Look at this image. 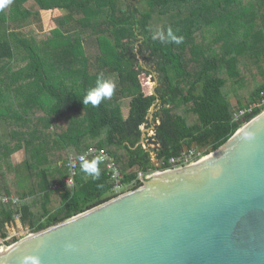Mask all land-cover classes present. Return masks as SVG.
<instances>
[{
    "label": "trees",
    "instance_id": "1",
    "mask_svg": "<svg viewBox=\"0 0 264 264\" xmlns=\"http://www.w3.org/2000/svg\"><path fill=\"white\" fill-rule=\"evenodd\" d=\"M208 1L210 4L205 5L209 6L205 10L210 18H204L197 11L196 15L187 19V23L189 26H216L218 31L224 32L220 33L221 43L215 48L209 47V51L202 46H197L194 51L191 48V54L186 42V38L192 34L189 26L185 27V33L175 35L185 37L177 44L171 37L157 36L153 17L155 11L168 9L184 0H141L138 2L140 9L135 7L133 0L127 5L124 3L125 7L119 5V0H68L61 5L35 0L39 7L38 14L47 16V29L55 26L54 18L60 15L61 10L68 12L65 19H71L73 15H86L94 10L101 11L104 18L92 26L93 32L107 33L112 27L115 34L112 35V42L109 40L103 50L97 51L94 64L100 73L95 76L87 70L88 58L83 48L75 47L74 43L69 47H57L53 54L42 55L32 49L30 44L19 40V46L25 47L28 53L33 75L40 83L33 99L37 104L35 108L43 116L35 120L37 123L31 129L33 134L30 145L27 139L20 141L25 151L22 167L34 175L37 182H33L32 188L23 191L16 189L12 183L0 181V198L18 199L15 204L4 203L0 199L1 239L6 237L5 228L13 223L15 215L33 233L115 197L109 194L111 182L100 162L98 179L86 175L79 167L74 186L66 185L69 176L66 167L69 151L66 146L68 143L74 144V139L76 155L94 146L105 149L113 156L122 174L121 182L124 185L133 183L126 192L141 186L139 174L146 175L168 168L170 165L167 161L178 156L184 149L216 150L237 131L241 124L233 121L234 112L258 101L264 89V27L256 36L248 35L238 42L230 41L237 35L236 32L246 27L251 18L245 16L240 19V15L233 12L237 0ZM12 2L13 6L11 4L8 13H0V69L10 68L15 58L11 25L32 14L26 9L20 10L18 0ZM257 9H260L259 15L264 19V0H254L252 7L248 8L254 14L258 13ZM14 12L19 13V17H14ZM239 13L242 14L240 10ZM231 17L233 25L225 29V25L230 23L224 20ZM140 38L142 59L145 64H151L153 71L158 74V85L155 88L152 87L150 71L140 65L137 54L133 52L134 43ZM94 43L97 44L95 39ZM75 63L81 66L74 68ZM221 68L225 69V75L220 74ZM242 68L250 71L249 80H242ZM45 69L51 74L48 75V81L56 77L61 79L72 76L75 79L73 85L68 88L61 86L60 81L58 85L50 81L47 83ZM80 73L82 80H79ZM105 73L117 76L118 88L99 105L84 104L87 92L95 87L97 78ZM229 79L236 85L240 84L239 88L232 90L234 106L226 92ZM11 84L12 81L0 80V118L7 121V125L12 120L13 123L18 121L17 125L20 126L23 122L26 124L28 112L17 107L15 97L9 101L2 98L11 95ZM125 98H129L126 117L122 114L120 103ZM154 104L152 122L155 124V143L158 146L151 153L150 147L143 146L147 139L142 142L141 136L142 127L152 124L149 111ZM80 112L82 116L79 119L67 117ZM84 137L88 139L86 143L80 140ZM7 147L4 146L5 149ZM58 148L62 150L58 151ZM47 151L56 153V162L43 167L40 161L46 158ZM153 155L156 156L155 161ZM93 159L89 158L88 161ZM160 163L164 165L157 166Z\"/></svg>",
    "mask_w": 264,
    "mask_h": 264
},
{
    "label": "water",
    "instance_id": "2",
    "mask_svg": "<svg viewBox=\"0 0 264 264\" xmlns=\"http://www.w3.org/2000/svg\"><path fill=\"white\" fill-rule=\"evenodd\" d=\"M147 142L154 153L155 135ZM203 151L206 159L139 174L138 188L12 242L0 264H264V112Z\"/></svg>",
    "mask_w": 264,
    "mask_h": 264
},
{
    "label": "rangeland",
    "instance_id": "3",
    "mask_svg": "<svg viewBox=\"0 0 264 264\" xmlns=\"http://www.w3.org/2000/svg\"><path fill=\"white\" fill-rule=\"evenodd\" d=\"M13 0H5L4 6L0 7V13H8V10L10 9L11 4ZM20 3L19 9L21 10H28L32 14L30 16H27L23 20L18 19L15 23L11 25V22L9 23L11 25V33L13 34V47L15 50V58L11 62L10 68H4L0 69V80L2 81H12V84H14L13 81L15 80H23L22 82L30 81L32 79H36L33 75L32 67H30V61L27 57V51L24 48H21L19 46L20 41L25 42L27 44H30L32 46V49H35V51L39 54L44 55V53L53 54L57 47H69L72 45V43L75 44V47L83 48V53L88 58V72L95 76V74L100 73L99 70L96 71L95 67V61L97 59L98 50L104 49V45L109 43V40L111 41L112 35L115 34L114 29L112 27L109 28V32L107 33H94L92 26L95 23L101 22L103 20L104 15L101 11H90L87 12L86 15L80 14V15H73L71 19H65V16L67 15V11L61 10L60 15H58L56 18H54L55 28L47 29L45 21L47 19L46 15L38 14L39 7L36 4L35 0H18ZM131 0H119V5L125 7V5L128 4ZM136 8H141L139 6L138 2L140 3L141 0H133ZM254 0H237L236 6L234 7V13L236 15H240L239 18L243 19L245 16L248 18H251L250 22L246 25L244 29H240L238 32H236L237 35H234L230 41L233 40V42H238L239 40H243L248 35L256 36V33H261L260 30L262 27H264V19L260 17L259 11L260 9H257L256 14L252 13V10H248V8H251L253 5ZM57 3L58 5L66 4L68 0H44V3L54 4ZM125 3V5H124ZM242 3L244 4L243 7H241ZM208 0H184L183 3L174 4L172 7L166 9L161 8L160 10H157L153 13V17L155 19V32L157 36L165 38L170 37L169 30L171 31V36H175L178 33H185V27L189 26L187 23V19L192 17V15H196L197 11H200L202 13V16L204 18L209 19L210 14L205 10L206 6L209 5ZM13 6V4H12ZM241 11L242 14H238V11ZM14 17H19V13L14 12ZM247 14V15H245ZM179 15V16H178ZM259 16V17H258ZM172 17V18H169ZM169 18V19H167ZM227 21V24L225 25V29H229L233 25L232 17L229 18ZM102 28H105V26H102ZM189 32L192 33L190 37L186 38V42L189 45V52L192 54L191 51L196 50L197 46H202L208 51L210 50L209 47H217V45H220L221 43V36L220 30L218 31L216 26L214 25H204L201 24L199 26H189ZM14 30V31H13ZM227 31V30H225ZM264 32V28L262 30ZM183 37V35H182ZM185 37H183L184 39ZM94 39L97 44L94 43ZM248 40V39H246ZM141 41L142 38L138 40V42L134 43V50L137 54V57L139 59L140 65L145 67L147 70L150 71L151 75V82L152 87L155 88L158 85V74L153 71V66L151 64H145L142 55H140L142 51L141 47ZM112 42V41H111ZM192 48V49H191ZM191 49V51H190ZM9 66V64H8ZM7 66V67H8ZM78 66H81V64H78ZM76 66V67H78ZM3 67V66H2ZM81 69V68H80ZM46 74V82L48 83L52 79H49L48 81V70L45 69ZM82 73H80L79 80H82ZM96 74V75H97ZM221 75H225V69L221 68L220 70ZM240 76L242 77V80L246 81L251 78V73L246 68H242L240 70ZM103 79L110 81L114 84V89L118 88V79L115 74L105 73L102 76ZM58 78H55V81ZM60 80V79H58ZM59 82V81H58ZM55 84L54 82H52ZM56 87L55 85H53ZM240 84L237 85L233 83V80L229 79L226 85V92L228 93V98L232 105H235V98L233 95L232 90L235 88H239ZM24 88V87H23ZM57 88V87H56ZM243 93V92H241ZM129 98L122 99L120 101L121 108H125L128 106ZM122 108V110H123ZM155 111V108H154ZM151 125H153L152 118L150 119ZM151 125L148 127H142V129L145 131V129H148L146 131V137L145 139L152 138L154 135V131L152 132ZM155 125V124H154ZM145 144L144 147H149V144L147 141H144ZM158 146V144L155 143L154 149ZM151 147V146H150ZM154 157V155H153ZM155 161V160H154ZM0 169L3 171L5 170L4 166H0ZM6 172V171H5ZM21 223V222H20ZM22 225V224H21ZM23 228H26V231L22 232H15V234L11 235L6 234L5 240L9 241L10 243L15 242L19 240L20 238L24 237L25 235H28L30 232L29 228L22 225Z\"/></svg>",
    "mask_w": 264,
    "mask_h": 264
},
{
    "label": "crops",
    "instance_id": "4",
    "mask_svg": "<svg viewBox=\"0 0 264 264\" xmlns=\"http://www.w3.org/2000/svg\"><path fill=\"white\" fill-rule=\"evenodd\" d=\"M83 51V50H82ZM50 53V52H49ZM49 53H44V55H47ZM85 55V54H84ZM49 63V62H48ZM80 63H75L73 67L75 68ZM79 67V66H78ZM48 75H51L48 71ZM74 77H63L60 80H56L52 78L51 82H54L56 85H58V81H60V85L65 87H71L73 85L72 81H74ZM23 80H15L13 81L14 84L12 85V93L11 95L8 94L6 96H2V98H5V100L9 101L14 99L17 102V107L22 108L28 112V120L26 121V124L23 122L22 125H17L18 121L15 123L10 121V124L7 125V121L0 118V166H4L5 170L3 171L0 169V181H6L8 183H12V185L15 186L18 190H27L28 188H32L33 182H37V178L34 177V175H30V173L26 172L24 167H22V163L25 159V151L20 142L21 140L24 141V139L28 141V144L31 143V136L32 131L31 129L34 128L35 120L40 119L39 117L43 116L41 112H39V109H36V102L33 99V97L36 96V92L40 88V83L37 79H32L30 81L22 82ZM18 87V89L14 88ZM22 87V90H20ZM24 87V88H23ZM19 90L21 91V94L19 93ZM2 95V94H1ZM0 95V100H1ZM27 99V103L25 104V101ZM125 100V99H124ZM39 107V106H38ZM123 108V107H122ZM11 114V112H9ZM122 114L124 117L128 115V106L123 108ZM82 116V112L78 114H70L67 117H70V119H79ZM54 122L52 123V126L54 127ZM67 125V122H66ZM9 126V127H8ZM51 129V128H50ZM16 133V136H15ZM13 137V138H12ZM82 143H86L88 139H80ZM74 144L68 143L66 148H68L69 153L67 154L68 157L76 155L75 151L76 149V140H73ZM8 145V147L5 149L4 146ZM150 147V145H149ZM8 150V151H7ZM58 151H61L62 148H58ZM10 153V155H9ZM46 158L42 159L40 162L43 167H48L52 164H54L55 161V155L56 153H53L52 151H47ZM6 171V172H5ZM1 192V190H0ZM5 235L9 234H15V232H22L26 231V228H23V226L20 223V220H14L13 223L6 226L5 228ZM7 236V235H6ZM1 239V238H0Z\"/></svg>",
    "mask_w": 264,
    "mask_h": 264
},
{
    "label": "built area",
    "instance_id": "5",
    "mask_svg": "<svg viewBox=\"0 0 264 264\" xmlns=\"http://www.w3.org/2000/svg\"><path fill=\"white\" fill-rule=\"evenodd\" d=\"M262 112H264V89L260 92L258 101H255L249 104L248 106L236 110L234 112L233 121L241 124L240 125L241 127L246 121L250 120L251 118L257 116L259 113ZM81 157H84V159L86 160H88L89 158L100 157V163L104 165L108 180L111 182V189L109 194L115 195V197L121 195L125 193L124 191L133 184L130 183L128 185H124L121 182L122 174L119 170L116 161L114 160L113 156L110 153H108L105 149L90 146L83 153L69 157L66 163V167L69 172V176L66 180L67 186L73 187L75 184V177L77 174V170L82 163L80 159ZM204 157H206V154L203 151V149L201 150H196L194 148L189 150L184 149L178 156L172 157L167 161V163L170 165L168 168L164 170H156L151 173L172 170L178 167L191 165L198 162L199 159H203ZM159 165H164V163L157 164V166ZM151 173L143 175V177H148ZM139 179H140V175H139ZM0 199L4 203L11 202L15 204L18 202V199L14 197H1ZM14 220H19V216L15 215ZM10 244L11 243L5 240V238L0 239V250L2 248L9 246Z\"/></svg>",
    "mask_w": 264,
    "mask_h": 264
},
{
    "label": "clouds",
    "instance_id": "6",
    "mask_svg": "<svg viewBox=\"0 0 264 264\" xmlns=\"http://www.w3.org/2000/svg\"><path fill=\"white\" fill-rule=\"evenodd\" d=\"M5 0H0V7L4 6ZM169 35L175 43L179 44L182 42L183 37H175L171 36V31L169 30ZM114 84L110 81L103 79L102 77H98L96 81V85L94 88L90 89L84 97L83 103L88 104L91 103L93 106L99 105L101 101L105 98H109L112 96L114 91ZM82 163L80 165L81 170L88 176H91L93 179H98L100 176L99 162L100 157H96L92 161H88L84 159V157L80 158ZM26 261L30 260L32 264H39V259L37 257H26Z\"/></svg>",
    "mask_w": 264,
    "mask_h": 264
},
{
    "label": "bare ground",
    "instance_id": "7",
    "mask_svg": "<svg viewBox=\"0 0 264 264\" xmlns=\"http://www.w3.org/2000/svg\"><path fill=\"white\" fill-rule=\"evenodd\" d=\"M203 159H206V158H203Z\"/></svg>",
    "mask_w": 264,
    "mask_h": 264
},
{
    "label": "flooded vegetation",
    "instance_id": "8",
    "mask_svg": "<svg viewBox=\"0 0 264 264\" xmlns=\"http://www.w3.org/2000/svg\"><path fill=\"white\" fill-rule=\"evenodd\" d=\"M154 125V124H153Z\"/></svg>",
    "mask_w": 264,
    "mask_h": 264
}]
</instances>
